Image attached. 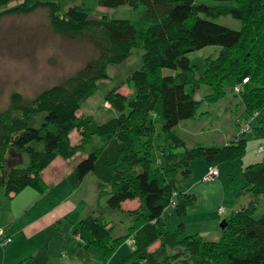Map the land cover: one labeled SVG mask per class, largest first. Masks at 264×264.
Segmentation results:
<instances>
[{
	"label": "trees",
	"instance_id": "obj_1",
	"mask_svg": "<svg viewBox=\"0 0 264 264\" xmlns=\"http://www.w3.org/2000/svg\"><path fill=\"white\" fill-rule=\"evenodd\" d=\"M11 1L0 0V17L45 9L54 33L90 44L95 56L86 66L33 98L13 93L8 106L0 110V185L6 194L36 186L41 171L57 156L69 159L76 153H86L75 167V176L82 180L92 174L97 179V195L106 198L107 209H119L125 201H139L136 210L127 212L131 226L118 238L112 237L102 217L89 215L78 222L74 234L85 245L100 249L105 259L133 237L134 250L124 261L264 264V157L259 163L240 166L249 202L223 220L226 227L220 229L219 241L184 236L182 223L168 232L161 221L168 208L181 218L196 201L194 195L176 191V175L181 172L187 177L190 162L204 160L207 172L209 167L219 168L223 163L240 164L245 153L246 141L238 137L222 146L185 147L172 130L180 122L194 119L201 102L216 101L224 85L232 92L234 84L247 78L243 92L236 95L243 107L242 115L247 119L257 113L252 124L256 122V131L264 126V0H97L111 8L144 7L150 25L139 44V35L128 20L95 21L87 9L78 6L68 8L60 17L59 5L54 1H35L8 9L6 5ZM218 17L237 20L240 28L216 24L213 19ZM208 46L221 50L216 57H187ZM132 48L144 51L140 69L130 75L134 95L112 93L113 115L105 122L78 117L81 103L92 96L95 84L108 78V66L123 63ZM163 69L175 73L163 76ZM202 86L210 93L194 100V93ZM158 103L161 123L156 128L152 112ZM37 114H43L41 123L33 127ZM73 130L79 131L81 146L70 144L68 135ZM157 130L168 140L161 167L151 161V153L161 148H156L154 142L160 136ZM92 139L97 144L87 153ZM12 154L21 163L9 167L7 161ZM260 204L262 212L257 216ZM157 242L158 248L150 253L149 248ZM176 248L187 256L172 254Z\"/></svg>",
	"mask_w": 264,
	"mask_h": 264
},
{
	"label": "rangeland",
	"instance_id": "obj_2",
	"mask_svg": "<svg viewBox=\"0 0 264 264\" xmlns=\"http://www.w3.org/2000/svg\"><path fill=\"white\" fill-rule=\"evenodd\" d=\"M35 1H54L59 5L60 17L68 8L78 6L87 9L88 15L95 21L128 20L139 35L137 44H139L140 36L142 37L150 25V22L144 17V7L141 5L136 8L128 6L111 8L97 0H13L6 7L8 9L18 6L24 7ZM203 2L213 4L208 1ZM213 22L233 30L240 28L239 21L230 17H218L213 19ZM220 50V47L208 46L189 53L187 57L189 59L216 57ZM143 54L142 49L132 48L128 58L123 63L109 65L106 70L108 78L95 84L92 96L83 100L77 116L89 117L97 123L109 119L113 115L110 101L112 93H119L127 97L134 95L135 87L130 82V75L140 69ZM94 56L95 51L90 44L67 40L54 33L45 9L38 8L26 14L11 13L0 17V110H4L8 106L13 93L25 98H33L86 66ZM161 72L163 76L175 73L168 69H163ZM222 92V96L214 102H201L194 119L182 121L173 128V133L181 139L186 148L222 146L238 136V127L244 120L243 107L239 97L234 95L228 86L224 85ZM209 93L210 90L206 86H202L194 93L193 99L201 100ZM152 113L157 115L155 121L156 128H158L161 123V106L159 103ZM42 116L43 114L35 115L31 125L38 127ZM255 124L256 122L252 124L253 129L247 132L245 136L239 135L240 139L246 141L245 153L240 164L237 161L223 163L219 167L220 178L217 182L219 184L211 186L216 188L213 193L218 198L217 207L221 206L228 212L230 210L238 211L249 202L247 200L248 195L245 194L246 184L242 179L240 166L245 167L259 163L264 157V153L259 154L257 152V147L260 144L264 147V126L256 131ZM157 133H160V136L155 138V142L166 146L168 144L167 137L159 130ZM68 138L71 145H82L79 131L73 130ZM96 144L97 140L92 139V144L88 148L92 149V146ZM157 154L159 153L156 149L151 153V161L155 167L158 164L157 160L162 163L161 166L164 163L163 156L158 157ZM22 158L24 160L23 166H25L27 158L25 155ZM206 166L204 160L192 161L190 162L191 171L187 177H184L181 172L176 175L177 192L184 193L191 184H195L197 185L196 190H199L200 193L205 191V195L200 198V195L196 194L197 205L194 203L188 207L187 213L181 218L177 217L174 212L166 214L164 224H166L168 231H173L179 223L183 222L184 236L197 235L202 237V235L210 234L204 236L203 240L212 239L214 232H221L219 228L221 222L230 218V216L226 217L228 213L219 216L216 211L217 207L214 209L208 207V197L213 193H210L208 187L201 182ZM95 179L92 174H89L82 188L98 197ZM105 200L106 198H101L100 203H105ZM97 202L96 200V205ZM105 211L107 210L105 209ZM261 212L262 206L260 204L256 215L258 216ZM99 214L103 216L104 222L109 219L114 222L117 229L125 232L126 227L122 225L125 224V220L116 212L115 214L109 212ZM116 234V232L113 233L114 236ZM154 245L156 247L158 242ZM179 251L180 249L176 248L171 253L182 257L184 253ZM186 256L184 254L183 257ZM172 264H177V262Z\"/></svg>",
	"mask_w": 264,
	"mask_h": 264
},
{
	"label": "crops",
	"instance_id": "obj_3",
	"mask_svg": "<svg viewBox=\"0 0 264 264\" xmlns=\"http://www.w3.org/2000/svg\"><path fill=\"white\" fill-rule=\"evenodd\" d=\"M237 137L239 138V135ZM158 143L155 142V145L156 148L161 146L156 149L159 153L157 156L160 157L165 152V146ZM91 150H87V153ZM86 156V153H77L69 159L57 156L41 171L40 183H37L36 186H27L16 194L7 195L4 186L0 185V226L5 228L6 234L11 238V242L6 245L0 243V264H145L144 260H140L139 263L134 260L124 261V258L134 250L133 237L121 244L110 258L105 259L100 249L92 245H85L74 234L78 222L85 217L89 215L103 217L99 213L115 214L116 212L125 220V224H122L126 227L125 232L117 229L114 222L109 219L106 223L108 224L107 228L111 229L112 237L118 238L125 235L126 230L131 226V218L127 212L134 211L139 207L138 200H129L122 202L119 209L111 212L106 208V200L101 204L96 195L83 189L82 185L89 174L82 180H78L74 170ZM157 161V165L160 166L162 163ZM217 169L218 176L214 181L205 182L203 178L201 181L205 184L204 186L208 187L210 193L216 189L211 186L219 184L217 182L220 178V169ZM95 181L97 185V179ZM196 189L197 185L191 184L184 193L195 197L196 194H199L200 198L205 195V191L200 193ZM175 195L176 193L173 197ZM248 198L249 196H247L249 201ZM96 200L98 201L97 205ZM208 200L210 209L217 207L218 198L214 193L208 197ZM198 204L200 206L199 201ZM219 208L223 207L220 206L216 209L218 215L222 216L218 212ZM236 211L228 212L224 209L225 215L228 213L226 217ZM172 212L171 208H168L161 217L163 229L166 231L168 230L164 224V216ZM114 232L117 233L116 236L113 235ZM209 235H202L203 238H201L204 239V236ZM221 237V232H214V238L204 241L217 242ZM158 246L159 243L156 247L155 245L151 246L148 251L154 252ZM167 253L169 254L170 251L167 250Z\"/></svg>",
	"mask_w": 264,
	"mask_h": 264
},
{
	"label": "built area",
	"instance_id": "obj_4",
	"mask_svg": "<svg viewBox=\"0 0 264 264\" xmlns=\"http://www.w3.org/2000/svg\"><path fill=\"white\" fill-rule=\"evenodd\" d=\"M248 79H243L241 83L234 84L232 87V92L235 95H240L243 92V86L246 84ZM153 117L155 115H152ZM258 118L257 113H253L249 118L244 119L243 122L238 127V135H245L247 132L252 130V122L255 121ZM257 152L259 154L264 153V147L260 144L257 147ZM218 176V169L216 167H209L205 176L203 177V181L209 182L214 180ZM219 214L224 213L223 208L218 209ZM11 242V238L6 234L5 228L3 226H0V243L2 245H6Z\"/></svg>",
	"mask_w": 264,
	"mask_h": 264
},
{
	"label": "water",
	"instance_id": "obj_5",
	"mask_svg": "<svg viewBox=\"0 0 264 264\" xmlns=\"http://www.w3.org/2000/svg\"><path fill=\"white\" fill-rule=\"evenodd\" d=\"M20 163H21V159L18 158V157H16V156H14L13 154L10 155V157H9V159H8V161H7V165H8L9 167H12V166L18 165V164H20ZM225 227H226V223H225V221H222L221 224H220V229L222 230V229H224Z\"/></svg>",
	"mask_w": 264,
	"mask_h": 264
}]
</instances>
